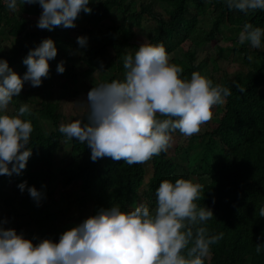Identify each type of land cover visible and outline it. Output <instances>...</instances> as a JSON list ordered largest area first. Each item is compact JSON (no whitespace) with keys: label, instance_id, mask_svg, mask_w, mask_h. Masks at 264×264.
<instances>
[{"label":"clouds","instance_id":"9594fccd","mask_svg":"<svg viewBox=\"0 0 264 264\" xmlns=\"http://www.w3.org/2000/svg\"><path fill=\"white\" fill-rule=\"evenodd\" d=\"M15 11L19 4L42 7L37 26L75 27L81 10L91 12V0H3ZM230 9L244 13L264 10V0H225ZM240 42L264 46V27L245 22ZM81 47L86 35L77 36ZM58 49L51 37L43 38L23 58L27 70L20 75L6 58L0 57V174H20L32 155L33 124L24 114L31 111L21 103L17 114L9 104L26 81L39 86L49 75V60ZM127 70L123 79L102 81L87 93V121L62 122L59 131L69 140L85 143L93 161L109 156L129 164L143 162L166 151L172 132L192 135L212 117V106L222 104L231 89L199 70L182 75V65L171 62L164 43L143 41L123 57ZM57 72L65 71L64 61ZM163 117V118H162ZM18 188L27 190L39 202L44 193L27 180ZM204 185L192 178L163 179L155 189L156 203L139 202L123 209L119 204L101 207L59 235L58 240L42 238L34 243L23 232L0 223V264H205L211 246L223 233H210L206 222L214 217L212 208L197 203ZM264 217V206L260 208ZM261 236H264L262 231ZM264 250V242L256 251Z\"/></svg>","mask_w":264,"mask_h":264},{"label":"trees","instance_id":"16d2710c","mask_svg":"<svg viewBox=\"0 0 264 264\" xmlns=\"http://www.w3.org/2000/svg\"><path fill=\"white\" fill-rule=\"evenodd\" d=\"M168 8V18L151 15L156 23L153 43L163 42L168 54L179 45L188 43L189 47H201L212 44L216 38H223V30L240 31L245 22L264 27V10L244 13L230 9L225 0H160ZM92 11L81 10L78 17L87 22L104 21L112 10L125 14L129 6L123 0H91ZM26 13L38 12L23 9ZM212 13L210 29L198 26L199 17ZM147 13L145 7L125 19L136 20L139 26L141 15ZM8 28V35L20 39L7 53L2 51L0 57L6 58L14 69L16 57L29 47L23 41L30 40V22L13 16V10L0 0V27ZM56 31V30H54ZM120 34V39L115 33ZM108 41L104 46L94 47L80 58L88 69H103L113 74L123 73L124 55L136 50V45L127 41L120 26H110L107 30ZM117 35V33H116ZM1 47V43H0ZM115 50L114 58L105 59V49ZM186 56L192 61V55ZM235 52L242 54L244 62L249 64L246 73L239 74L234 82L224 80L221 84L231 89L225 100L223 114L212 122H206L199 134L200 146L197 159L186 155L188 165L185 167L175 158H168L165 151L151 157L152 175L143 187L145 170L143 162L133 164L104 156L95 161L91 159V149L78 140H69L59 131V104L50 100L42 101L37 110L39 117H30L33 124L30 146L32 155L27 166L20 174H0V209H6L11 219L24 218V224L34 233L30 237L36 243L42 238L59 239V230L55 226L57 215L44 206L49 197L45 183L51 181V167L56 150L63 141H69L70 159L60 170V184L68 187L79 184L80 190L93 194L91 215L101 207L119 204L123 209L145 202L150 207L156 203L155 189L163 179L175 180L189 174L195 175L196 181L204 185L197 200L200 205L212 208L214 217L206 225L210 233H223L222 238L211 246V254L205 264H264V250L256 251V244L264 242V217L260 208L264 206V46L252 47L243 42ZM178 63L176 60L172 61ZM180 64V63H178ZM185 77H190L196 69L193 65L181 63ZM65 74L76 78L74 69ZM114 79V76L109 79ZM215 83V82H214ZM163 118V117H162ZM79 119L87 121L88 113ZM49 123L53 129L47 131L42 121ZM188 153V151H186ZM189 172V168H192ZM27 180L44 195L37 202L27 190L18 188L21 181ZM9 189V191H7ZM22 225V228H23ZM18 230V229H16ZM38 235V236H37Z\"/></svg>","mask_w":264,"mask_h":264},{"label":"rangeland","instance_id":"374dc122","mask_svg":"<svg viewBox=\"0 0 264 264\" xmlns=\"http://www.w3.org/2000/svg\"><path fill=\"white\" fill-rule=\"evenodd\" d=\"M123 4L129 6L125 14L114 9L111 11L108 19L100 22H87L77 17L75 27L55 26L53 30L49 31L37 26L38 17L42 12V7L38 3H25L24 5L20 3L18 8L13 11V16L27 19L30 22L32 34L29 38L30 40L23 41V46H27L30 49L39 44L43 38L51 37L56 43L58 52L55 58L49 60V75L42 78V84L32 86L30 81H26L20 94L17 97H13V100L10 102L9 113L17 114L21 103L27 102L30 105L31 111L24 114V118L39 117L37 114V110L40 108L39 104L42 101L50 100L59 104V114L61 116L59 125L62 122L79 119L81 116L87 114L89 112L86 101L88 91L102 81H109L113 76L114 79H123L127 70L123 73L113 74L103 69H88L80 61L81 56L98 45L104 46L108 41L107 30L112 25L122 27L127 41H130L132 45L139 46L143 41H150V38L154 35L156 23H154V18L149 13L155 16L169 17L167 13L168 6L160 0H123ZM140 7H145L147 13L141 15L140 24L136 26V20H126L125 16L137 11L139 12ZM24 8L29 9L31 13H33L32 11L38 13H26L23 10ZM211 24L212 13L207 10L206 14L199 17L198 26L210 29ZM222 32L223 38L217 37L212 44H206L201 47H189V44L185 42L179 45L175 51L169 54L170 61L176 60L180 64L193 65L196 67L195 70L201 71L215 83H221L224 80L234 82L239 74L246 73L250 67L248 63L244 62L243 55L235 52V49L240 48L242 44L239 40L240 31L226 28ZM116 33L115 37L120 39V34ZM79 35H86L88 37L87 46L81 47L78 44L77 36ZM19 40L8 35V28L6 26L0 27V53L2 51L8 53L11 47L16 45ZM188 50L190 51L189 54L192 55V61L186 56ZM27 53L23 51L16 57L14 71L20 75H23L27 70V66L23 63V58ZM104 53L106 60L115 56V50L111 47H107ZM60 61H64L65 71L71 68L74 69L77 75L75 79L67 76L65 71L63 73L57 72V64ZM224 106L225 102L213 105L211 109L212 117L208 121L212 122L220 118L223 114ZM206 122L201 125L198 132L190 136L181 133L178 129L173 131L171 144L165 151L167 157L175 158L176 162H181L185 167L189 161L185 158L186 155H189L191 159H197L201 149L199 134L202 133ZM42 125L47 131L53 129L46 121H42ZM55 153L56 155L51 167L53 178L44 185L50 195L43 204L50 212L57 215L55 226L59 230V233H62L91 215L94 195L81 192L78 183H74L68 187H62L60 184V170L68 164L69 156L71 155L69 141H63ZM150 159L143 161L145 170L143 187H147L146 184L152 175ZM192 170L193 167L189 168L188 171L192 172ZM189 178L196 180L193 174H189ZM4 220H7L4 227L18 229V233L23 232L28 237L34 233L33 228L30 229L27 225H23L24 218L11 219L6 209H0V223Z\"/></svg>","mask_w":264,"mask_h":264}]
</instances>
